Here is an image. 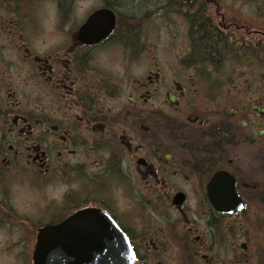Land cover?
Segmentation results:
<instances>
[{
	"label": "flooded vegetation",
	"instance_id": "af4514ba",
	"mask_svg": "<svg viewBox=\"0 0 264 264\" xmlns=\"http://www.w3.org/2000/svg\"><path fill=\"white\" fill-rule=\"evenodd\" d=\"M175 1L189 54L194 19L227 50L264 48V30L238 25L233 9L226 17L214 0ZM40 2L0 0L5 255L33 264L40 229L97 212L125 235L134 264H264V77L192 79L190 55L181 72L166 71L146 45L154 8L143 0H99L81 23L79 0L43 1L39 20ZM97 10L113 16L112 30L79 39ZM240 31L257 41L236 46ZM87 226L74 227L77 261L94 258L90 234L79 233Z\"/></svg>",
	"mask_w": 264,
	"mask_h": 264
},
{
	"label": "rangeland",
	"instance_id": "374dc122",
	"mask_svg": "<svg viewBox=\"0 0 264 264\" xmlns=\"http://www.w3.org/2000/svg\"><path fill=\"white\" fill-rule=\"evenodd\" d=\"M43 1L48 0H41L40 3L43 5V8L40 5L37 9H35V14L39 20H41L42 16H46L47 14L44 10V4L42 3ZM98 1L99 0H79L77 7L78 9L76 10L75 14L76 21L81 23L85 19L87 12L99 4ZM174 1L175 0H143L145 10L154 8V10L149 11L154 15V19L143 22L142 30L145 41H147L146 45L152 46L149 52L153 51L157 55L161 63L164 65V69L167 71L169 67L170 69L173 68L177 72H181V70H183V60L190 54L186 51L188 40L186 38L184 28L178 20H174L176 15L172 14L175 10V8H173ZM214 1L216 2L219 9V14H222L226 17L231 16L229 11L230 9H233V12L231 13L232 16L237 19V24L245 26L248 25V31H254L256 28L264 30V20L258 18L259 15L264 17V0ZM170 4L171 9L168 8ZM225 8L229 9V11L225 10ZM211 14H213V12ZM244 22L247 24H243ZM248 36L249 37L245 35L244 31H240L238 35L234 36L236 42H238L236 46L244 45L245 43L248 45L250 40L253 43L257 41V37H255V35ZM260 43L264 44V41L259 42V44ZM186 52L187 54L184 55ZM146 62L147 58L145 56L144 65ZM186 62L193 64L192 67L190 66L191 70L188 72V75H190L192 79L196 80L215 82L224 79H253L260 78V76L264 77V74H262L264 71H257L255 69L247 68V64L254 62H240L233 53H229V56H226L225 61L222 60L219 63V66L216 67L209 65V62L201 64L192 59V57ZM233 73L235 75L232 76ZM213 84L215 85V83ZM23 191L27 190L25 188L19 187L15 192L21 193ZM21 206H24L23 201ZM5 249V247H0V264H18L17 260L11 257V254L8 253L9 255H5ZM14 253H16V249L14 250Z\"/></svg>",
	"mask_w": 264,
	"mask_h": 264
},
{
	"label": "water",
	"instance_id": "95a60500",
	"mask_svg": "<svg viewBox=\"0 0 264 264\" xmlns=\"http://www.w3.org/2000/svg\"><path fill=\"white\" fill-rule=\"evenodd\" d=\"M107 10L92 13L78 30L81 40L97 42L113 28L114 18ZM84 34L92 37L85 38ZM77 223H87L89 228H80L79 233H89L94 258L75 260L72 255V239L77 234ZM89 231V232H88ZM86 249L87 247L80 246ZM71 252L70 254L68 253ZM33 264H134V256L125 235L106 216L91 212L70 217L58 226H49L38 231L32 258Z\"/></svg>",
	"mask_w": 264,
	"mask_h": 264
},
{
	"label": "trees",
	"instance_id": "16d2710c",
	"mask_svg": "<svg viewBox=\"0 0 264 264\" xmlns=\"http://www.w3.org/2000/svg\"><path fill=\"white\" fill-rule=\"evenodd\" d=\"M168 8L171 9V4ZM173 8L183 9V5H178V3L174 1ZM192 16H202V10L194 12ZM202 25L203 24L200 23V21L195 19L192 20L193 27L191 29V40L193 46L188 60L192 57V59L201 64L209 62L216 67L219 66V63L222 60L225 61V58L226 56H229V53H233L240 62L251 61L264 64V48L258 49L252 47L242 51L241 49L234 50L231 47L227 50L223 46L224 41H221L220 34L218 35L214 31L202 28Z\"/></svg>",
	"mask_w": 264,
	"mask_h": 264
}]
</instances>
